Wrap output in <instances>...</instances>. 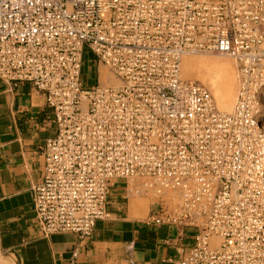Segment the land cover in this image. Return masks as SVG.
I'll return each mask as SVG.
<instances>
[{"label":"built area","instance_id":"1","mask_svg":"<svg viewBox=\"0 0 264 264\" xmlns=\"http://www.w3.org/2000/svg\"><path fill=\"white\" fill-rule=\"evenodd\" d=\"M85 51L118 83L86 87ZM191 55L232 60L231 112L181 77ZM0 80L53 112L31 188L43 237L86 243L123 180L155 201L148 224L191 232L172 264H264V0H0Z\"/></svg>","mask_w":264,"mask_h":264},{"label":"crops","instance_id":"2","mask_svg":"<svg viewBox=\"0 0 264 264\" xmlns=\"http://www.w3.org/2000/svg\"><path fill=\"white\" fill-rule=\"evenodd\" d=\"M102 81L108 75L102 71ZM52 110L29 83L0 80V261L8 264H172L193 242L186 229L148 224L156 210L151 198L127 195L123 180L112 183L107 220L98 221L91 239L75 234H41L31 188L43 166V148L55 136Z\"/></svg>","mask_w":264,"mask_h":264},{"label":"rangeland","instance_id":"3","mask_svg":"<svg viewBox=\"0 0 264 264\" xmlns=\"http://www.w3.org/2000/svg\"><path fill=\"white\" fill-rule=\"evenodd\" d=\"M189 57V56H187ZM191 58H186L184 60V63L182 64L181 69V77L185 80H193L198 81L202 84H204L212 93L216 108L221 111L218 107L217 100L214 96V90L211 85V76L207 74L206 70L202 67L197 68L195 66V61H197L199 58L200 61L210 60L212 62H215L216 60H220L222 62H226L231 66V81L234 86V96L236 91V85L234 81V65L230 58L225 56H218V55H210V56H204V55H191ZM104 72L105 75H108V79H105L110 84H116L118 83V80L114 77V75L110 74L106 68H104L102 65L97 64V58L90 52L85 51L83 54V66H82V80L86 87L94 86L97 83H104L102 81L101 72ZM262 102V124L264 126V95L261 99ZM234 105V103H233ZM153 200V199H152ZM154 201V200H153Z\"/></svg>","mask_w":264,"mask_h":264},{"label":"bare ground","instance_id":"4","mask_svg":"<svg viewBox=\"0 0 264 264\" xmlns=\"http://www.w3.org/2000/svg\"><path fill=\"white\" fill-rule=\"evenodd\" d=\"M207 56V55H204ZM185 57L182 64L184 63ZM195 61L197 68H204L208 75L211 76V85L214 90V96L217 100L219 109L222 112H231L234 103V86L231 81V66L226 62L216 60L212 62L210 60L200 61L199 58ZM182 69V65H181ZM0 264H8L0 261Z\"/></svg>","mask_w":264,"mask_h":264}]
</instances>
